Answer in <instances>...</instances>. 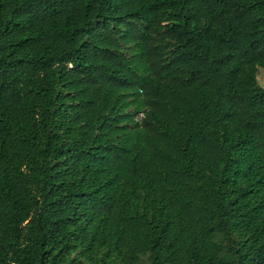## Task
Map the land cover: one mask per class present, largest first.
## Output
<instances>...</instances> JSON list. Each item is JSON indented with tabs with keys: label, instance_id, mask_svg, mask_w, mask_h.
<instances>
[{
	"label": "trees",
	"instance_id": "trees-1",
	"mask_svg": "<svg viewBox=\"0 0 264 264\" xmlns=\"http://www.w3.org/2000/svg\"><path fill=\"white\" fill-rule=\"evenodd\" d=\"M260 69L264 0H0V264H264Z\"/></svg>",
	"mask_w": 264,
	"mask_h": 264
},
{
	"label": "rangeland",
	"instance_id": "rangeland-1",
	"mask_svg": "<svg viewBox=\"0 0 264 264\" xmlns=\"http://www.w3.org/2000/svg\"><path fill=\"white\" fill-rule=\"evenodd\" d=\"M256 79L258 84L264 89V71L262 69L258 70Z\"/></svg>",
	"mask_w": 264,
	"mask_h": 264
},
{
	"label": "built area",
	"instance_id": "built-area-1",
	"mask_svg": "<svg viewBox=\"0 0 264 264\" xmlns=\"http://www.w3.org/2000/svg\"><path fill=\"white\" fill-rule=\"evenodd\" d=\"M142 117H143V114L142 113H139L136 117H135V121L140 123L141 120H142Z\"/></svg>",
	"mask_w": 264,
	"mask_h": 264
}]
</instances>
